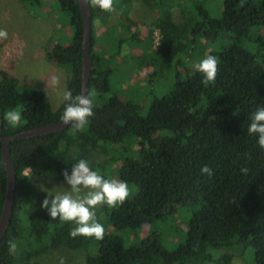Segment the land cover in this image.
Listing matches in <instances>:
<instances>
[{
    "label": "trees",
    "instance_id": "1",
    "mask_svg": "<svg viewBox=\"0 0 264 264\" xmlns=\"http://www.w3.org/2000/svg\"><path fill=\"white\" fill-rule=\"evenodd\" d=\"M22 1L32 6L42 4V0ZM132 1L114 0V8H126ZM143 1L156 11L155 27L162 34L160 47L153 51L151 29L148 61L154 62L157 55L165 66L176 71L169 92L155 96L146 115L139 105L117 95L106 98L113 69L94 50L95 21H106L114 12L91 6L93 67L88 96L95 115L83 130L69 126L64 131L11 141L17 178L12 219L0 242V264L16 260L9 251L10 241L26 253L62 245L86 248L85 264H205L212 260L233 264L234 257H246L248 250L253 252L255 264H264V149L259 147L258 137L247 133L250 117L264 107V0H222L218 16L204 0ZM58 3L73 28V40L68 46L55 45L47 57L68 69L66 90L75 96L82 93L83 14L78 0ZM175 3L184 10L194 9L196 14L185 24H177L172 18ZM129 20L125 27L136 25ZM222 38L228 41L210 53L219 60L214 84L205 86L197 70L182 75L179 55L195 50L202 40L215 42ZM127 40L141 42L142 37L136 31L121 43ZM160 72L164 69L151 73L150 82ZM66 103L63 100L54 109L45 90L26 86L0 70V218L8 186L2 137L62 122ZM9 109L22 112L21 126L12 128L4 120ZM134 137L139 148L135 156H128L123 146ZM94 147L109 159L94 161ZM80 159H86L92 170L105 179L109 178L101 171L122 159L119 180L135 184L138 189L116 208L103 206V240L70 237L75 225H60L58 218L52 220L41 207L46 196L54 194L42 192L39 187L50 180L65 182L63 171L70 173ZM204 165L213 169L212 177L201 173ZM242 168L248 169L246 174ZM181 206H193L194 211L185 240L173 250L163 248L156 238L127 245L118 233L164 219ZM214 250L225 252L215 259Z\"/></svg>",
    "mask_w": 264,
    "mask_h": 264
},
{
    "label": "rangeland",
    "instance_id": "2",
    "mask_svg": "<svg viewBox=\"0 0 264 264\" xmlns=\"http://www.w3.org/2000/svg\"><path fill=\"white\" fill-rule=\"evenodd\" d=\"M206 7L210 8L216 16L221 13L222 0H204ZM196 11L192 8L184 10L177 3L172 8V18L180 25L185 24L188 17H192ZM131 18L136 25L125 27ZM157 13L151 9L143 0H133L128 7H116L114 15L103 21H95L96 45L95 52L104 56L107 64L113 69L110 75L111 90L106 98L117 95L126 101L140 106V112L146 115L150 104L155 96H162L169 92L175 76L173 67L165 66L157 55L154 62L148 61V56L153 50H157L161 44L162 34L155 27ZM118 23V25H117ZM116 24V25H115ZM122 25V26H120ZM0 28H6L8 39L0 41V70L7 71L26 86L36 85L46 91L47 82L50 77L56 75L60 78V84L56 88L47 89L54 109L63 102V93L67 89L68 69L50 61L47 52L55 45L68 46L72 44L73 28L65 12L60 7L58 0H42L41 5H28L22 0H0ZM153 29L152 50L148 48L150 41L148 35ZM140 33L141 42L128 41L121 43V39L128 38L133 32ZM226 38L219 41L199 42L193 51L185 52L177 57L181 60L180 72L182 75L193 74L195 64L210 55L211 51L222 47ZM189 49V48H188ZM149 60H152L149 59ZM156 69H164L150 82L151 73ZM137 139L134 137L131 143L123 146V153L135 156L138 151ZM110 156L97 147H94V161L104 162ZM122 159L109 164L101 171L109 179L119 180L118 169L121 167ZM69 187L66 182L50 180L41 185L39 190L51 194L63 192ZM132 190V198L137 193V186L129 184ZM104 205L98 207L97 220L103 223L106 216L102 211ZM194 211L193 206H181L177 211L164 219H159L152 224H146L140 229H126L118 233L124 237L126 244H140L148 238L160 240L163 248L175 249L185 240L188 223ZM58 223L62 225L64 222ZM47 243V239L45 240ZM29 250V249H28ZM225 251L214 250L213 257L219 258ZM16 260L13 264H59L60 258H64L65 264H85L88 250L86 248L72 249L65 245L57 248H47L40 253H26L22 247H16L13 252ZM28 254V255H27ZM26 255V256H25ZM246 257L236 256L233 264H255L252 251L246 252ZM205 264H219L212 260Z\"/></svg>",
    "mask_w": 264,
    "mask_h": 264
},
{
    "label": "clouds",
    "instance_id": "3",
    "mask_svg": "<svg viewBox=\"0 0 264 264\" xmlns=\"http://www.w3.org/2000/svg\"><path fill=\"white\" fill-rule=\"evenodd\" d=\"M92 7H99L102 11L113 13L114 0H85ZM8 39L6 28H0V41ZM218 57L207 55L195 64V69L202 75V83L208 86L214 84L218 74ZM60 84V78L56 75L50 77L47 89L56 88ZM48 95V92H47ZM63 99L66 107L61 116L62 125H69L76 130H83L95 115L92 99L83 93L73 96L71 90H65ZM22 112L17 109H9L4 113V120L12 128L21 126ZM251 123L247 133L258 137L257 143L264 149V107L258 108L250 117ZM147 146V145H146ZM247 168H242V173H247ZM201 173L208 177L214 175V171L207 165L201 168ZM63 179L69 187L63 192H57L54 196L49 194L42 201L41 207L45 209L52 220L70 222L75 225L69 232L70 237L83 236L103 240L105 228L98 222L96 209L102 205L116 208L125 203L132 195V190L126 181L117 179H105L97 171L92 170L86 159H80L72 165L71 172L65 169ZM42 191H45L42 189ZM16 243L9 242V251H16ZM59 264H65L64 258H60Z\"/></svg>",
    "mask_w": 264,
    "mask_h": 264
},
{
    "label": "water",
    "instance_id": "4",
    "mask_svg": "<svg viewBox=\"0 0 264 264\" xmlns=\"http://www.w3.org/2000/svg\"><path fill=\"white\" fill-rule=\"evenodd\" d=\"M84 20L83 35V61H82V93L88 95L89 79L93 67L92 47V8L85 3V0H78ZM1 122V116H0ZM69 125H62V122H50L29 128L12 135L2 137V155L7 168V194L3 205L0 218V242L3 239L12 219L13 204L16 188L17 171L16 165L11 153L10 143L13 140H20L35 137L47 133L64 131Z\"/></svg>",
    "mask_w": 264,
    "mask_h": 264
}]
</instances>
